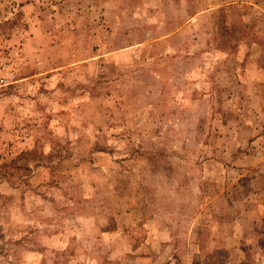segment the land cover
Returning <instances> with one entry per match:
<instances>
[{
  "label": "rangeland",
  "instance_id": "1",
  "mask_svg": "<svg viewBox=\"0 0 264 264\" xmlns=\"http://www.w3.org/2000/svg\"><path fill=\"white\" fill-rule=\"evenodd\" d=\"M263 137L264 0H0V264H264Z\"/></svg>",
  "mask_w": 264,
  "mask_h": 264
},
{
  "label": "crops",
  "instance_id": "2",
  "mask_svg": "<svg viewBox=\"0 0 264 264\" xmlns=\"http://www.w3.org/2000/svg\"><path fill=\"white\" fill-rule=\"evenodd\" d=\"M264 138V137H263ZM262 150H264V148L262 149ZM263 154H264V152H263ZM262 154V155H263ZM262 160H263V158H262ZM230 239H233V240H236L237 239V234H236V232H234L231 236H230Z\"/></svg>",
  "mask_w": 264,
  "mask_h": 264
}]
</instances>
